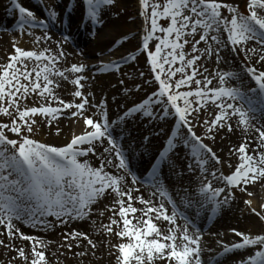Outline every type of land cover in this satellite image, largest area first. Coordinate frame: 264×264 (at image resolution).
<instances>
[{
	"label": "snow or ice",
	"instance_id": "snow-or-ice-1",
	"mask_svg": "<svg viewBox=\"0 0 264 264\" xmlns=\"http://www.w3.org/2000/svg\"><path fill=\"white\" fill-rule=\"evenodd\" d=\"M81 3L84 6L85 18L91 24L99 25L103 23L102 6L113 5L114 0H81ZM140 5L143 9L140 15L144 17L146 27L139 54H146L151 65L150 72L155 73L153 81L145 83L158 82V91H153L151 95L138 103L133 102V106L127 108L123 115L115 120L109 119L107 101L99 105L100 119L84 113L86 106L93 108L97 105L90 104L87 96L80 90L85 87L81 83L82 80H86L83 75H77L71 81L76 86L73 96L81 98L80 103H65L56 95L54 88L60 85L50 77L56 76L67 80L66 71L80 74L85 69L84 65L76 64L64 71L56 68L59 56L64 55L62 48L57 56L50 54L51 50L47 48L39 51L25 50L14 44L15 54L8 57V63L0 66V102L7 100V107L0 103V114L12 118L10 125L0 123V225L6 227L9 239L13 237L14 232H19L14 221H22L34 228H48L52 226L48 217H54L63 225L73 220H87L92 215L93 207L101 198L115 194L113 200L118 206V213L113 210V215L118 214L122 218L123 228L114 234L122 239L127 238L129 241L118 245L120 253L118 260L121 264H133V262L134 264H156V261H163L165 258L169 264L173 261L175 264H203L204 249L201 246L200 229L185 213L179 211V206L163 184L162 167H167L170 171L176 169V161L170 154H177L180 146L188 149V158L192 161L187 165L189 172L198 169L203 176L209 172L210 165L218 166L223 163L212 148L204 144L202 138L194 131L195 121L205 106L209 108L214 106L216 109L214 118L205 119L202 122L207 126V133L211 139H215L216 135L225 129L229 133L233 132L235 128L230 121L234 118L239 125L250 126L249 113L256 111L251 107L252 101L249 99V108L245 110L242 106L237 107L234 103L225 100V98L231 101L244 100L246 94L241 87H208L213 84V79L210 78L213 74L209 73L203 75L202 79H197L196 77L202 74L198 72L196 65L202 55H206L209 59L214 57L217 64L221 63L224 60L222 52L227 49L228 52L243 51L246 58L257 60L260 66L264 67V0H250L248 15H241L236 7L220 0H165L163 3L158 0H140ZM75 6L74 0H69V6L65 9L64 15L70 14ZM15 8L20 14L21 33L26 29L38 27L47 30L50 23L60 19V13L55 8H50L47 18L40 20L31 10L19 3H15ZM223 9L231 15H222ZM161 18L170 21L167 27L161 26L159 22ZM225 32L231 48L221 39ZM157 33H162L163 36H158ZM28 35H32V32L29 31ZM196 35H199V39L193 43L192 52H199L200 55H193L192 58L186 59L184 45L188 44L189 40L184 38ZM62 39L67 42L69 37L63 36ZM182 40L183 43H181ZM252 41L256 42V46L248 47ZM150 42H155L154 50L150 47ZM201 42L206 45L202 52L197 47ZM249 53L252 55L249 56ZM136 58L137 53H132L123 56L121 60L101 63L98 71L100 73L118 72L124 61H134ZM26 61H34L39 70L34 68L29 71ZM177 61L180 66L173 70L172 66ZM165 65L169 67L165 69ZM189 68L191 74L186 71ZM246 72L251 74L261 93H264V71L248 67ZM177 73L180 74V78L174 79ZM140 75L143 76V73ZM214 76L218 78L219 85H225L228 79L238 81L242 79L236 71L219 69ZM120 83L123 85L124 81L121 80ZM193 84L196 85L194 90L180 91L185 86L190 87ZM140 90L139 85L124 89L126 96L136 94ZM250 91L255 92L256 89ZM30 93H38L39 98L57 99L63 109H75L72 116L75 117L78 114L83 116L84 124L87 126L85 132L74 136L71 142L63 147L51 146L30 138L29 134L34 133V125L37 123L33 117L37 114L50 117L48 123L51 124L62 110L61 107L50 105L24 107L21 110L19 98L31 99ZM10 108H14L15 111L10 112ZM17 114L20 123L17 122ZM169 116L174 118L175 130L171 132L164 150L159 153L148 171V186L155 190L152 193L153 196L159 193L161 197L167 199V202L172 205V212L168 214L164 203L153 207L152 201L144 199L141 195L139 202L146 208L140 209L141 215L136 216L138 209L132 206V189L123 186L125 176L112 174L106 169L111 165L118 172L123 170L132 176V183L136 184L139 178L131 173L129 159L130 156L138 153L134 152L131 143L128 144L127 150L125 149L124 141L130 136V133L126 132V124L129 118L147 119L150 123L167 122ZM6 129L16 134L18 139H9L5 133ZM184 129L186 132L182 131ZM256 131L264 148V130L256 129ZM149 140V137H144V142ZM105 141L108 146L98 152V145L102 146ZM90 153L99 157L98 167H93L87 159ZM233 154L239 155V165L227 175L222 172L218 175L217 171H211L212 180H208L207 183L201 181L198 189V196L201 198L200 206L210 204L213 216L220 213L224 207H230L234 199L232 190L237 188L246 190L242 186L256 185L258 181L264 183V150L258 157L249 155L248 145L241 143ZM213 180L222 182L223 186H214ZM248 195L252 196V192H248ZM181 203L185 207H191L193 202L184 197L181 198ZM245 203L251 205L252 201L247 200ZM252 211L264 221V215L257 212L255 208ZM153 213H155L154 217ZM103 214V212L100 213L101 216ZM178 217L184 220L183 226L176 225ZM133 219L136 221L135 224ZM154 219L166 221L170 225L166 235L164 230L153 222ZM117 223L118 221L113 219L111 224L106 226L107 231L113 233L111 225ZM190 228L194 231H190ZM233 231L242 238V242L231 246L224 244L220 256L236 249H244L249 245H264V235L251 237L235 229ZM20 235L22 239L34 242L31 250V264H47L45 252L37 248V245H42L44 242L22 233ZM82 235L76 232L71 233L73 239ZM65 238L67 239V234ZM84 238L87 239V236ZM88 243L95 247L92 240L89 239ZM0 244H3L2 240ZM18 254L25 260L28 259L23 249H19ZM78 255H84V253ZM212 264H219V260H214ZM241 264H264V251L256 252L255 256L242 261Z\"/></svg>",
	"mask_w": 264,
	"mask_h": 264
},
{
	"label": "rangeland",
	"instance_id": "rangeland-1",
	"mask_svg": "<svg viewBox=\"0 0 264 264\" xmlns=\"http://www.w3.org/2000/svg\"><path fill=\"white\" fill-rule=\"evenodd\" d=\"M34 0H15V3H19L21 6L31 10L34 15H36V11L32 10L30 7L31 3ZM39 3L43 7H49L50 5L54 4L56 0H38ZM11 2L14 3V0H0V8H4V12L0 13V66L8 63V57L15 54L13 45L19 46L18 42L12 38V35L7 29L6 25L9 23L14 22H6V24L3 23L4 21V13L7 12L8 17L10 18H16L17 16H20L18 9L17 12H11L9 9L12 8ZM158 2L163 3L165 0H158ZM220 2L230 4L237 8L238 12L241 15H248L249 9L248 4L250 3V0H220ZM14 3V4H15ZM103 12L101 14V18L103 20L102 25H100V37H111L113 38L112 41L116 42L117 46L115 49L114 58L121 59L123 56H127L132 53H137L136 60H126L124 63V66H121L120 71L118 72H112L111 74L101 76L98 78H90V80L85 81L82 80L81 83L85 85L82 89V93L87 96L89 103L97 105V107H93L91 109H98L99 111V105L103 101H107V107L111 108V112H116L117 109L126 110L127 108H130L133 106V102H140L142 99L147 98V96L151 95L153 91H158V82H154L151 84L145 83L146 81H153L155 73L150 72V63L147 59L146 54H139L140 49V39L144 35L145 32V24H144V17L140 15L141 11L143 10L140 5V0H114L113 5L104 6ZM150 12V9H149ZM222 15L224 16H230L231 14L228 13L226 9L222 10ZM161 26L167 27L170 23L169 20L161 18L159 21ZM27 32V31H26ZM158 36H163L162 33H157ZM184 39H188L189 43L184 45V50L186 53V59L192 58L193 55H200V53H193L192 52V45L195 43V40L199 39V35H196L195 37H185ZM226 43H228L229 48L232 46L230 45V42H227V33L225 32L223 36L221 37ZM95 38L88 39L87 45H91L92 43L96 42L94 41ZM31 42V40H30ZM158 42V41H155ZM150 42V47L154 50V43ZM183 43V40L181 41ZM252 44L254 45V41L250 42L248 47H252ZM34 46H37L34 44ZM108 46V44H107ZM20 47V46H19ZM199 49H201V52L206 47L204 42H201L199 45H197ZM215 47V46H214ZM106 48V46H105ZM102 48V49H105ZM25 49V48H24ZM102 49H100L99 53L101 54ZM51 51L50 54L55 55V53ZM74 58L69 57V60L67 58H64L62 56H59V60L56 63V68H58L61 71H64L66 69H70L73 64H78V61H82L84 66H86V69L83 71V73L76 74L71 73L70 71H66L65 75L68 77L67 80L63 79V83H65V90L64 94H58L60 100H63L65 103H80L81 98H75L73 96L74 91L76 90V86L71 83L73 79L76 78L77 75H86V77L90 74L88 64L84 62V59H86V56H83L82 54H79L78 51H73ZM96 54V59L100 58ZM252 54L249 53V56ZM222 56H224V60L217 64L215 62V58L212 59L207 58L206 55L201 56V60L197 63L196 68L199 73L202 75H198L197 79H202L203 75H208L209 73L213 74L210 78L213 79V84L208 85V87L213 86H223V87H237L236 82L228 79L227 83L225 85H219L218 84V78L214 76L215 72L219 69L221 71H230L231 68L233 69L235 65L246 69L248 67H255L258 71H261L262 69L259 67V63H257L253 59L246 58L243 51L237 52H228L227 49L222 52ZM28 64V70L32 71L31 65L34 66L36 63L34 61H26ZM82 65V63L80 64ZM179 61L175 65L172 66L173 70L176 67H179ZM19 67V65H18ZM169 65H165V69H167ZM38 68H36L37 70ZM205 69H207V72H205ZM87 71V72H85ZM188 74H191V69H186ZM143 73V76L140 74ZM247 73V72H246ZM248 74V73H247ZM251 75V74H248ZM35 76V72L33 71V78ZM180 74L177 73L176 77L174 79H179ZM123 80L124 84L122 85L120 81ZM24 83H27L26 81H23ZM60 84V83H59ZM135 85L140 86V91L136 94H128L126 96L125 94V87L127 88H133ZM253 86H250L252 88ZM196 88V85L193 84L190 87L185 86L184 88L180 89V91H186V90H194ZM91 93V95H89ZM19 97V94H18ZM29 98H19V105L21 107V110H23L24 107H40V106H48L50 104L55 103L56 101L52 98H39L38 93H30ZM113 97H115V100H113ZM3 103V106L7 107V100L0 102ZM182 104V102H180ZM57 107H61V112L57 116L59 120L64 121V124L62 126H56L54 127L57 130H51L53 128H47L48 122L45 121L46 116H42L37 114V116L33 117L37 121L36 125H34V133L29 134L30 138L35 139L41 143H46L51 146H57V147H63L66 146L68 143H70V140H72V137L70 133L66 131V129L69 128L68 125H66L70 121V118L72 116V112L75 111V109H63L62 106L59 103H56ZM88 106H86L87 108ZM195 107V105H194ZM241 107V106H240ZM244 109H247L245 106H242ZM85 108V109H86ZM10 112H14V108L9 109ZM96 112V111H94ZM216 109L213 107L209 108L208 106H205L204 110L201 112L199 118L195 121V127L194 130H196L200 136L205 138L207 141H209L215 148L218 156H220V151L225 144V147L229 141V132L227 129L224 131H221L218 135H216L215 139H211L208 136L207 133V126L204 125L202 122L205 119H212L214 118ZM253 119H255V116L252 114ZM17 122L20 123L18 120V114L16 115ZM11 117L4 116L3 114H0V123H7L11 124ZM47 120V119H46ZM67 120V121H66ZM130 123L133 126V129L130 131V137L128 140H131L134 138V140H131L130 143L133 144V141H137L139 143L144 142V137L147 136L150 139H155L156 131H149L148 128H146V125L140 122V119H131ZM60 128V129H59ZM26 132V128L23 129ZM48 130H51L52 136H55L57 138H54L52 136H49ZM59 131V134L57 132ZM82 131V130H79ZM6 135H8L9 139H18L16 134L11 133L7 129L5 130ZM159 141V140H158ZM136 143V142H134ZM145 143V142H144ZM230 144V143H229ZM227 145V149L230 151L231 145ZM224 148V147H223ZM96 162H93L95 167H98L100 164V159L98 156H95ZM238 160L235 162L234 165H231L228 167L229 164H225V167H222L220 165H216V169H214V166H211V171H217L218 175L222 172L223 174L227 175L230 174L232 170L238 165ZM185 167V166H184ZM107 170V169H106ZM170 171V170H169ZM170 173L172 174L174 178V183L176 186L173 188L175 191L174 193L179 192V188L182 189L184 187H190L188 185L190 183V177L191 174H187L186 171L182 168H176L174 170H171ZM177 173H180L179 175ZM208 175V174H205ZM205 182V181H204ZM215 182V181H213ZM218 183V182H217ZM201 186V183L198 185ZM254 187V190H253ZM257 184L252 185V187L248 186H242V188H246V190H241V188H237L232 190L235 204L233 210L229 213V220L231 221L230 224H228V229H235L236 231H239L241 233H244L246 235H249L251 237H255L258 234H261L264 232V221L260 220V218L256 215L255 212L252 211L253 208L256 209L257 212H260L261 215H264V191L263 190H257ZM183 190V189H182ZM256 190V191H255ZM248 192H252V196L248 195ZM251 200V205H248L245 203V201ZM96 204L93 208L94 210H98ZM101 205H99L100 207ZM103 211H98L96 214L98 215V218L101 219L103 216L100 215V213ZM104 213V212H103ZM104 215V214H103ZM80 221V220H79ZM78 222L77 220L70 221V223ZM88 224H91L88 221ZM77 225V224H75ZM81 225V224H79ZM77 225V226H79ZM60 226H63L61 224ZM73 228H76L75 226ZM79 228V227H78ZM61 234L55 235L58 237L57 248H61L62 242L65 241V239H61L65 236V234L60 231ZM217 232V231H216ZM215 233L212 234V237L214 235H217ZM218 233V232H217ZM231 236L230 234H227ZM211 237V236H210ZM2 240V239H0ZM3 241V240H2ZM56 243V244H57ZM71 248L68 249V251H65L66 253L69 252ZM14 253H11L10 247L8 246V249L5 248V242L3 241V244H0V264H16L14 259ZM58 255H56L57 257ZM60 257H66L59 255ZM76 256V254L69 255V257ZM17 258V257H16ZM23 262V261H22ZM21 262V263H22ZM20 263V264H21Z\"/></svg>",
	"mask_w": 264,
	"mask_h": 264
},
{
	"label": "bare ground",
	"instance_id": "bare-ground-1",
	"mask_svg": "<svg viewBox=\"0 0 264 264\" xmlns=\"http://www.w3.org/2000/svg\"><path fill=\"white\" fill-rule=\"evenodd\" d=\"M4 8H0V13L4 12ZM1 16H8L7 12L4 13ZM113 38L111 37H97L96 42L92 43L91 45H87V41L86 39H82L79 38V43H81L82 45H85L84 47V52H85V56L86 59L84 61L88 62V63H92V61L94 60V55H96L97 51H100V49L104 48L107 44L112 43ZM259 51V49H258ZM257 62V60H255ZM258 63V62H257ZM260 65V64H259ZM261 67V66H260ZM262 68V67H261ZM56 81V80H54ZM58 82V81H56ZM65 83H62V85L60 84V89L61 91L65 90ZM56 95L60 94V91L54 90ZM63 94V93H61ZM55 100V99H54ZM108 111V110H107ZM79 117H82L80 115L77 116L76 119H73L71 121H67L68 123L66 125H70L68 129H66V131L68 132V134L70 133V135H74L76 132H79V130H82L83 128V124H81V120L79 119ZM47 119V120H46ZM45 121L48 122V120L50 119V117L46 118ZM64 124V121L59 120V119H55L52 120L51 124L48 123V127L47 128H53L51 130H57L54 127L56 126H62ZM238 127V126H237ZM60 129V128H59ZM48 130L49 132V136H52V131ZM54 138H57L55 136H52ZM228 141V140H227ZM232 141V142H231ZM228 142L231 143H236L237 145L238 142L241 143H246L248 145L249 149H253L255 148L253 154L254 156L258 157V151L260 150H264V148H262L261 145V141L259 138V134L256 131V129L253 126H240L238 127V129H236L231 137V140H229ZM226 144V143H225ZM225 144L223 145V149H221V157L223 158V162L225 164L231 163L234 160V156L233 153L231 151H229L227 149V145L225 147ZM124 145L126 147H128V142L127 140L124 141ZM107 147V144H106ZM93 157V156H90ZM125 187L126 188H131L132 192H133V202L134 203H138L140 208L143 209L144 206L143 204H141L139 202V196H143L145 195L147 200H151L152 202L155 201V199L153 198V196H151V194H149V192L146 191L145 188H142L141 186L137 185V184H133L132 180H127L125 179ZM262 189L264 190V183H262ZM137 189L139 191H137ZM193 191L189 192V195H192ZM115 194H113L112 196H108L107 198L103 199L101 203H99V205H101L99 207V205H97V208H99L98 210H95V213L93 215L90 216V218L88 220H85V222H83L81 225H79V228L76 230V233H81L83 234L82 236H79V238H67L64 242H62L61 244V248L58 249V243L56 244L54 242V240H51L49 242H46L44 244L43 247H40L37 245V248L44 251L45 252V257H46V261L47 264H121V261L118 260V257L120 255L119 250H118V245L120 243H128V239L127 238H120L119 236L115 235L114 233L119 232L122 228H123V222H122V218L119 217V215H113V210H115L118 213V206L115 204L114 200H113V196ZM144 197V196H143ZM108 204H110L108 206ZM160 205V203L158 202V200L156 199L155 202V206L158 207ZM108 207L111 208L112 210H108ZM103 211L104 215L101 219L98 218V213L97 212ZM97 213V214H96ZM141 213L138 215V213H136V216H140ZM153 217L155 216V214H152ZM227 216V215H226ZM226 216L223 217V219H221L218 223L217 226V230L223 231L225 222L227 221L228 218H225ZM130 219L132 218V216L130 215L129 217ZM115 219L118 221L117 224H112V229H113V233H109L107 231L106 226L111 224V221ZM145 219H147V217H145ZM88 221L91 224H88ZM163 226H170L167 222L160 220L159 221ZM136 221L135 219H133V224H135ZM176 224L178 226H183L184 222L176 220ZM190 231H194L193 229H189ZM165 235L167 233H164ZM59 236V235H58ZM84 236H87V239L84 238ZM55 237V236H54ZM232 237H228V238H224V237H220V240H224V242L226 241V239L231 240V242H233V239H231ZM56 239V237H55ZM92 240L93 244L95 245V247H93L92 245H90L88 243V240ZM209 238L204 237L201 234V246L204 249L203 253H202V259H204L205 263L208 264V257H210V253L212 247H214L213 245H208ZM7 244L9 245L11 243V241L6 240ZM46 245V247H45ZM69 245H71V250H69V252H65L68 251L69 249ZM262 247H264V245H261ZM31 247H33V242H29V241H21V242H17L14 241L13 242V250L16 251L17 253H19V249H23L25 252V255L28 257L27 260H25L24 258L19 257V259L15 260L16 264H31V259H32V249ZM79 253H84V255H78ZM76 254V256L73 257H69V255H73ZM55 255H58L57 257H55ZM61 256H66V257H60ZM237 255H233V256H228L227 259L232 261L233 259L236 258ZM247 254H243L242 258L244 260L247 259ZM165 260H167L165 258ZM165 261H156V264H163ZM172 264H175V262H171ZM134 264V262H133Z\"/></svg>",
	"mask_w": 264,
	"mask_h": 264
}]
</instances>
